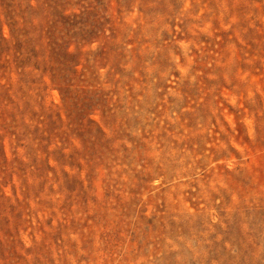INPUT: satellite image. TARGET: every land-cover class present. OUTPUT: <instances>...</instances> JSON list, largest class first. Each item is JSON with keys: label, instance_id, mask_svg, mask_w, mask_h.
<instances>
[{"label": "clouds", "instance_id": "obj_1", "mask_svg": "<svg viewBox=\"0 0 264 264\" xmlns=\"http://www.w3.org/2000/svg\"><path fill=\"white\" fill-rule=\"evenodd\" d=\"M33 4L46 7L44 0H33ZM114 12L122 23L134 19L137 25L143 24L145 34L151 28L165 35L176 32L180 39H170L165 49H153L148 65L129 56L128 71L139 74L143 85L142 91L135 93L132 111L128 101L123 107L101 103L94 109V119L117 132L132 114L144 120L141 128H129L131 144L122 140L130 157V178L125 180L121 172L112 182L121 186L122 194L131 188L143 195L147 188L148 196L155 198L160 189L138 183L137 177L147 176L149 184L156 179L161 187H170L187 176L191 192L184 193L185 197L196 200L197 206L203 202L209 209L218 207L223 227L232 223L229 205L242 216L238 237L225 249L231 261L264 264V219H254L252 211L253 204L264 201V55L250 51L256 48L254 37L264 41V0H119ZM174 22L178 29L167 27ZM125 28L126 41L132 38L130 33L139 32L131 25ZM221 34L228 39L222 40ZM98 38L107 41L112 36L105 31ZM96 54L90 51L87 56L91 59ZM112 83L115 86V81ZM167 84L175 87L167 88ZM184 85L198 89L195 99L187 96ZM159 106H164L166 113L159 112ZM144 112L152 114L145 119ZM193 114L198 118L194 127L188 128ZM18 140L3 159L10 171L15 169L13 175L22 190L27 195L33 189L35 198L43 203L41 194L55 188L65 199L50 206L62 203L67 207L62 208L64 219L54 227L45 229L29 219L0 229V264H192L207 256L203 245L211 244L207 239L214 231L211 224L195 243L183 242V237L173 236L167 228L163 237L150 236L147 229L138 228L135 206L120 227L104 230L98 237L97 229L81 220V215L89 218L90 201H96L93 209L101 203L94 189L93 162L74 142L63 147L52 143L45 150L22 137ZM77 153L83 158L78 159ZM72 179L78 184L68 193L66 184ZM108 182L106 178V186ZM106 191L109 196L116 195L110 188ZM116 200L124 203L119 195ZM91 219L98 221L97 215Z\"/></svg>", "mask_w": 264, "mask_h": 264}, {"label": "rangeland", "instance_id": "obj_2", "mask_svg": "<svg viewBox=\"0 0 264 264\" xmlns=\"http://www.w3.org/2000/svg\"><path fill=\"white\" fill-rule=\"evenodd\" d=\"M115 3L119 0H44L46 7H37L33 0H0V229L29 219L45 229L54 227L64 219L62 208L67 207L62 203L58 207L50 206L65 199V194L55 188L41 194L43 203L35 198L33 189L26 195L18 177L13 175L15 169L10 171L3 159L11 153V145L18 143L21 137L45 150L52 143L63 147L74 142L93 162L97 177L94 189L100 206L93 209L96 201H90L89 218L81 215V220L96 228L98 237L104 230L120 227L122 219L135 206L136 224L141 231L147 229L150 236L163 237L167 228L173 236L183 237V242L195 243L202 239L201 234L207 232L211 224L214 231L207 236L211 244L203 245L207 256L198 257L192 264H209V261L235 264L225 249L238 237L242 216L231 205L227 210L232 223L225 228L221 225L222 213L218 207L209 209L203 202L197 206L196 200L185 197L184 193L191 192L187 176L170 187H161L156 179L149 184L147 176L137 177L138 183L160 189L155 198L148 196L147 188L143 195L131 188L122 194L121 186L112 182L121 172L125 180L130 178L127 167L130 157L122 140L127 139L131 144L129 128H141L144 120L132 114L117 132L95 120L94 109L101 103L123 107V102L128 101L129 111H132L135 93L142 91L143 85L139 74L131 75L128 71L129 56L138 64L148 65L153 49H165L170 39H180L176 32L165 35L151 28L145 34L143 24L137 25L134 19L122 23L114 12ZM126 24L139 29L130 33L132 38L127 41L123 35L127 31ZM167 27L178 29L179 26L174 22ZM105 31L112 36L111 40L98 38ZM221 39L228 37L221 34ZM254 42L256 48L250 51L264 55V41L254 37ZM202 43L208 46L207 40ZM90 51L97 53L91 59L87 56ZM155 55L159 57V53ZM159 62L162 64L163 59ZM183 88L188 97H197V88L190 85ZM188 103L191 104V100ZM159 112L166 113V108L159 106ZM149 114L152 113H142L145 119ZM197 118L193 114L186 127H194ZM165 121L170 122L166 116ZM144 140H148L146 135ZM77 158L83 157L77 153ZM77 184L75 179L68 181L67 192H74ZM106 188L121 196L124 203L117 201L116 195L109 196ZM137 199L142 203H137ZM83 204L82 199L80 205ZM75 208L73 205V210ZM241 211L247 215L246 210ZM252 211L254 219H264V201L253 204ZM92 215H97L99 223L91 219ZM213 236L218 238L213 240Z\"/></svg>", "mask_w": 264, "mask_h": 264}]
</instances>
